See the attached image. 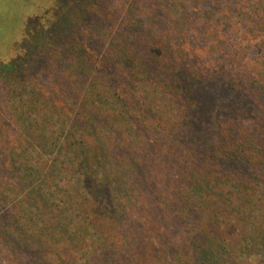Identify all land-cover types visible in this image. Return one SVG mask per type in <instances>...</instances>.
<instances>
[{
	"label": "trees",
	"instance_id": "trees-1",
	"mask_svg": "<svg viewBox=\"0 0 264 264\" xmlns=\"http://www.w3.org/2000/svg\"><path fill=\"white\" fill-rule=\"evenodd\" d=\"M226 48L244 91L200 80L223 70ZM11 51L7 264H253L264 252V0H48Z\"/></svg>",
	"mask_w": 264,
	"mask_h": 264
},
{
	"label": "rangeland",
	"instance_id": "rangeland-1",
	"mask_svg": "<svg viewBox=\"0 0 264 264\" xmlns=\"http://www.w3.org/2000/svg\"><path fill=\"white\" fill-rule=\"evenodd\" d=\"M47 1L48 0H0V79H4V77L2 76L4 74V70L1 67V63H3L6 58H9L11 56L12 45L18 39L19 31H20L23 21L25 19H29L33 17L37 13L38 9L43 7ZM196 33H197V30L194 29V32L190 34L191 36L189 37L191 38L186 43L188 47H190L193 44L192 40L194 39H192V35L194 34L197 36ZM238 34H237V37H239ZM231 37L229 38L231 39ZM179 41L180 39L176 38L175 41H173L171 44L172 45L171 51H173L174 54L176 53V51H180L182 47H185V46H180L176 48L175 45L176 44L178 45ZM232 41L233 39L231 40V42ZM235 41H238V39L236 38ZM196 44L198 47H201L199 42H197ZM227 50L230 52L229 49ZM244 51L247 53L248 57H253L255 55H258L260 52L259 49L257 48L255 49V47H252V46H250L248 49H244ZM232 54L233 53L230 52L231 57L226 55L230 59L225 56L223 63H220L219 70H220V67L223 68L221 72L220 71L215 72L214 74L215 76L209 79H200V80L205 83L208 81L212 85L223 84L227 89L230 87L229 85H233L235 87H240V90L244 91L245 88L243 87L245 83L244 81L245 78H242L241 76L240 71L242 70L239 68L238 57ZM14 67L21 70L23 72L22 74L27 73V71H29V70L27 71L24 70L20 66L15 65ZM189 69H190V66L188 65L184 67V69L182 68V74L178 70H177V74L179 76L181 75V78H183V80L184 79L192 80L190 78V75L191 76L193 75L191 74ZM43 77L45 79H53V81H56L59 79L56 72L52 69L45 70L43 73ZM243 95H246V94H243ZM249 98L252 101L255 100V97L253 95L250 96ZM255 102L257 105H260V106L263 105L262 107H264V102L262 103L261 101H256V100ZM253 109L255 110L254 107ZM257 113L259 112H255V114ZM147 136L152 141L157 140L156 135H154L151 131L149 132V134H147ZM141 217L142 219H140ZM130 220H131V223H133L136 226L146 227V221L144 220L143 216L139 213H136V212L133 213L131 215ZM173 242L177 243V239L173 240ZM251 253L252 254L250 256L248 254V261L250 263L256 264L257 261L264 260V252L254 248V250ZM6 261H7V257L5 256L4 251L0 247V264H7Z\"/></svg>",
	"mask_w": 264,
	"mask_h": 264
}]
</instances>
